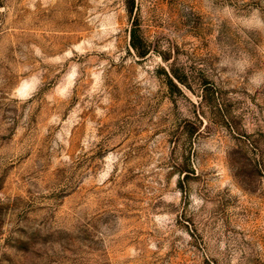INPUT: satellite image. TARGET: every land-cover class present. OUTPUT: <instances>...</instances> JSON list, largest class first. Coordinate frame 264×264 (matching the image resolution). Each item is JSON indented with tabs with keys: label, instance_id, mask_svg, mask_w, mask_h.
Here are the masks:
<instances>
[{
	"label": "rangeland",
	"instance_id": "obj_1",
	"mask_svg": "<svg viewBox=\"0 0 264 264\" xmlns=\"http://www.w3.org/2000/svg\"><path fill=\"white\" fill-rule=\"evenodd\" d=\"M0 264H264V0H0Z\"/></svg>",
	"mask_w": 264,
	"mask_h": 264
},
{
	"label": "trees",
	"instance_id": "obj_2",
	"mask_svg": "<svg viewBox=\"0 0 264 264\" xmlns=\"http://www.w3.org/2000/svg\"><path fill=\"white\" fill-rule=\"evenodd\" d=\"M131 38H132L133 49L137 52L139 56L146 57L148 55V50L145 49V47H143L138 31L137 33L136 31H133Z\"/></svg>",
	"mask_w": 264,
	"mask_h": 264
}]
</instances>
